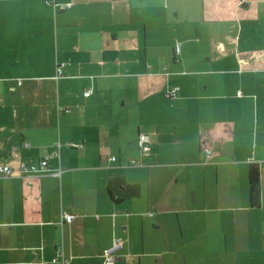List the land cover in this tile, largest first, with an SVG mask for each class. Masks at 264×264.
I'll list each match as a JSON object with an SVG mask.
<instances>
[{
    "label": "crops",
    "instance_id": "0c3cea01",
    "mask_svg": "<svg viewBox=\"0 0 264 264\" xmlns=\"http://www.w3.org/2000/svg\"><path fill=\"white\" fill-rule=\"evenodd\" d=\"M55 3L0 0V264H264V0Z\"/></svg>",
    "mask_w": 264,
    "mask_h": 264
},
{
    "label": "trees",
    "instance_id": "16d2710c",
    "mask_svg": "<svg viewBox=\"0 0 264 264\" xmlns=\"http://www.w3.org/2000/svg\"><path fill=\"white\" fill-rule=\"evenodd\" d=\"M45 3L47 4L46 0H45ZM47 5L53 6L50 4H47ZM54 10H55V8H54ZM59 10H61V9L59 8ZM177 47H179V46L177 45ZM177 47H176V49H177ZM176 49H175V53L180 54V52L179 53L176 52ZM179 49H180V47H179ZM172 90H170V92L167 93V97H169V98L173 97ZM140 135H144V134H140ZM140 135H139V137H140ZM139 137H138V141H139ZM138 141H137V144H138ZM138 147H139V145H138ZM149 148H150V143H149ZM139 149L141 152H143L140 147H139ZM143 153H147V152H143ZM208 155H210V154H208ZM47 166H48V164H47ZM107 188H108L111 199L116 203L121 202V201L126 200V199L135 198V197L139 196V194H140L139 185L128 184L125 181V179L122 177L109 180L107 183ZM248 189H249V193H248L249 206L251 208H256V209L260 208L261 201H262L261 168L256 163L250 164L249 168H248Z\"/></svg>",
    "mask_w": 264,
    "mask_h": 264
},
{
    "label": "built area",
    "instance_id": "2783aa9c",
    "mask_svg": "<svg viewBox=\"0 0 264 264\" xmlns=\"http://www.w3.org/2000/svg\"><path fill=\"white\" fill-rule=\"evenodd\" d=\"M47 4L53 5L55 9L60 8L61 10L70 8V4L67 5H58L55 3V0H46ZM176 52L179 53L180 49L177 47ZM176 92V89L172 90V95L174 96ZM92 93V91H87L85 93V96H89ZM139 147L142 149L143 152L149 151V139L146 135H140L139 141H138ZM206 154H210V151H205ZM114 160V158L112 159ZM47 160H43L40 162L39 165H23L22 170L24 172H32V173H41L44 172L47 167ZM0 172L4 174H8L10 172L9 167H1ZM74 216L71 214L63 213L62 216V222L70 224L73 220ZM124 247V242L121 239H116L112 243L111 247L107 248L103 252V264H115L116 260V254Z\"/></svg>",
    "mask_w": 264,
    "mask_h": 264
},
{
    "label": "rangeland",
    "instance_id": "374dc122",
    "mask_svg": "<svg viewBox=\"0 0 264 264\" xmlns=\"http://www.w3.org/2000/svg\"><path fill=\"white\" fill-rule=\"evenodd\" d=\"M123 241V240H122Z\"/></svg>",
    "mask_w": 264,
    "mask_h": 264
}]
</instances>
